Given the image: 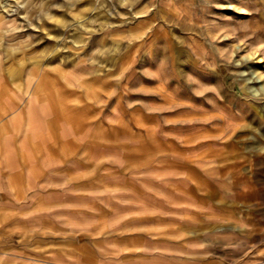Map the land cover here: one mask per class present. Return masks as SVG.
I'll use <instances>...</instances> for the list:
<instances>
[{
	"label": "rangeland",
	"instance_id": "1",
	"mask_svg": "<svg viewBox=\"0 0 264 264\" xmlns=\"http://www.w3.org/2000/svg\"><path fill=\"white\" fill-rule=\"evenodd\" d=\"M78 70L90 103L129 109L146 162L176 170L164 187L179 195L128 219L145 228L76 235L82 263H154L144 246L167 245L172 264H264V0H0V131L33 90L73 96ZM17 220L0 217L1 231ZM74 236L23 254L70 261Z\"/></svg>",
	"mask_w": 264,
	"mask_h": 264
},
{
	"label": "crops",
	"instance_id": "2",
	"mask_svg": "<svg viewBox=\"0 0 264 264\" xmlns=\"http://www.w3.org/2000/svg\"><path fill=\"white\" fill-rule=\"evenodd\" d=\"M82 73L78 70L66 77L73 84L69 86L73 96L52 93L43 97L33 90L23 109L15 110L6 129L0 131V210L11 212L0 217L18 219L11 230L0 229V262L8 256L31 264H85L84 248L76 235L105 226L113 229L115 222L121 223L120 230L132 224L145 228L146 222L128 219L161 216L162 202L178 200L177 193L164 187L172 185L176 170L146 162L145 133L127 119L129 109L113 106L112 101L90 103L78 88L88 82L75 76ZM157 132L155 139L161 141V130ZM157 148H163L164 154L178 149ZM162 162L166 161L157 164ZM187 199L184 196V201ZM146 202L155 204L147 206ZM100 221L104 224L98 225ZM65 232L75 235V244L68 246L75 251L69 256L74 262L63 261V254L42 258L23 254L40 238L46 242L45 248H61L66 240L58 245L50 240H60L59 235ZM27 233L33 234L30 241H25ZM155 249L163 261L144 264H172V248L167 245L144 246L142 250Z\"/></svg>",
	"mask_w": 264,
	"mask_h": 264
},
{
	"label": "bare ground",
	"instance_id": "3",
	"mask_svg": "<svg viewBox=\"0 0 264 264\" xmlns=\"http://www.w3.org/2000/svg\"><path fill=\"white\" fill-rule=\"evenodd\" d=\"M193 15V14H192ZM151 23V22H150ZM95 71V70H94ZM43 101V100H42ZM46 101V100H45ZM52 110V109H51ZM65 114V113H64ZM66 114H68V113H66ZM54 117V116H53ZM54 119V118H53ZM50 120V119H49ZM122 120H123V118H122ZM63 121V120H62ZM118 121V120H117ZM126 121V120H125ZM48 122V121H47ZM50 122V121H49ZM122 124V123H121ZM50 125V124H49ZM60 127V126H59ZM72 127V126H71ZM103 129V128H102ZM59 131V130H58ZM55 133H56V131H55ZM59 133V132H58ZM52 134V133H51ZM6 219V218H5ZM13 228V227H12Z\"/></svg>",
	"mask_w": 264,
	"mask_h": 264
}]
</instances>
